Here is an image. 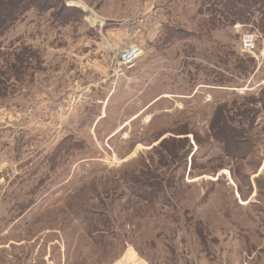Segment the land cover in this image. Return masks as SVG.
I'll use <instances>...</instances> for the list:
<instances>
[{"label": "rangeland", "instance_id": "374dc122", "mask_svg": "<svg viewBox=\"0 0 264 264\" xmlns=\"http://www.w3.org/2000/svg\"><path fill=\"white\" fill-rule=\"evenodd\" d=\"M49 3L0 37V264H264V3Z\"/></svg>", "mask_w": 264, "mask_h": 264}, {"label": "trees", "instance_id": "16d2710c", "mask_svg": "<svg viewBox=\"0 0 264 264\" xmlns=\"http://www.w3.org/2000/svg\"><path fill=\"white\" fill-rule=\"evenodd\" d=\"M37 1L38 0H0V37L3 36L6 33V31L14 24V22H16L20 18V16L26 9L31 7L35 9L39 8L38 10H40L41 8L42 10V8L47 9L50 7L51 8L54 7V6H50L51 3L46 4V1H50V0H42L40 3H38ZM262 3H264V0H229V4L231 8H234L235 11L232 13L229 12L227 14L230 15L232 21H236L244 17L243 14L239 13L240 10H245L247 15L252 14L251 11L249 10V7L250 6L254 7ZM262 13L264 15V10ZM227 19L228 18L226 16L225 20ZM21 62H22V59L16 58V60L14 61L15 64L10 63L11 64L10 66L13 65V67H15L16 64L20 66ZM241 68H246V67L244 65H241ZM260 100L262 102V105H264V93H262ZM246 110L251 114L250 118H252L254 115V111L250 108ZM222 120H223V116L221 115V113H219V115L216 118V122H219ZM222 133L223 131L219 132V128H218V130L217 131L215 130L214 133L212 134L213 139L223 146V149L229 153L231 158H235L236 160L240 161L241 164L247 162L249 157H252V154H254V151L257 150L256 144L253 143L252 137L249 135L248 130L244 126L228 128V133L230 135V140L232 143V146H230L229 148L226 146L227 149L229 150H227L224 147L225 146L224 142H227L226 141L227 136L224 134L226 138H223ZM183 139L186 141V143L189 142L187 136H184ZM197 142L200 143L198 138H197ZM236 168H238V166H236ZM230 171L232 172V176L234 180L237 181L238 183L237 190L239 194L242 196V198H244L243 192L241 190V186L244 184V186L247 185L248 188H250V182L248 181V175L246 178L245 176H242L240 172L236 173L234 170H230ZM146 190H143V192H145ZM153 193L155 192L150 193L151 196ZM155 195L156 193L154 194V196ZM150 199H153V198L150 197ZM202 233L203 232L201 231V229H199L198 236L203 237Z\"/></svg>", "mask_w": 264, "mask_h": 264}, {"label": "built area", "instance_id": "2783aa9c", "mask_svg": "<svg viewBox=\"0 0 264 264\" xmlns=\"http://www.w3.org/2000/svg\"><path fill=\"white\" fill-rule=\"evenodd\" d=\"M241 49L247 53L254 54L255 46L253 36L250 34H243L241 38Z\"/></svg>", "mask_w": 264, "mask_h": 264}, {"label": "water", "instance_id": "95a60500", "mask_svg": "<svg viewBox=\"0 0 264 264\" xmlns=\"http://www.w3.org/2000/svg\"><path fill=\"white\" fill-rule=\"evenodd\" d=\"M137 51V48L136 47H133L132 49L130 50H127L126 52H124V54L122 55V60H127V59H130L134 53Z\"/></svg>", "mask_w": 264, "mask_h": 264}]
</instances>
